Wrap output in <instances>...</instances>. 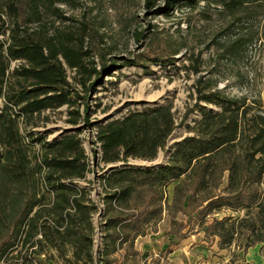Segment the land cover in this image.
Listing matches in <instances>:
<instances>
[{
	"label": "trees",
	"instance_id": "1",
	"mask_svg": "<svg viewBox=\"0 0 264 264\" xmlns=\"http://www.w3.org/2000/svg\"><path fill=\"white\" fill-rule=\"evenodd\" d=\"M201 1L204 2L203 8L214 6L215 12L223 15L232 27L252 17L247 12L248 7L261 0ZM165 2V7L156 13L166 15L178 3L193 8L199 1ZM55 3V0H14L7 5L13 23L3 31L0 24V36H7L6 41L0 38V83L8 69L4 57L23 61L20 71L14 70L21 78L22 86L11 96L14 104L22 107L23 114L38 115L44 110L74 105V99L66 89L65 64L85 77L80 80L82 87H93L100 82L102 74L110 71L104 65L96 69L90 67L93 62H84L87 51L82 48L83 35L75 37L72 34L74 27L66 22L74 21L63 17ZM58 3L69 5V0H58ZM145 3L146 6L150 4L149 0ZM48 9L54 17L51 23L58 22L62 26L53 28L50 35L46 22L42 20ZM25 22L36 24L35 30L32 34L25 32L26 35H20L19 28L26 25ZM246 42L243 36L236 37L228 50L244 46ZM179 50L169 53L168 49H161L155 43L149 44L133 61L124 60L122 66L146 69L152 62L165 67L173 64L171 55H177ZM198 71V68L193 70L194 73ZM92 77L95 80L89 83ZM24 82L30 83L28 87L23 85ZM194 84L197 85L196 102L186 110L178 124L171 106L166 104L130 112L122 119L109 121L97 128L100 161L104 165L125 163L127 158L153 160L157 151L166 146L167 138L176 127L184 126L190 133L169 148L166 164L154 169L125 167L111 171L106 177L105 184L110 191H106L102 198V264L114 263L112 256L122 249V245L132 243L141 234L143 226L161 212L160 200L164 189L172 182L170 202L164 203L169 214L194 212L201 215V225L205 224V218L210 217L205 232L212 230L211 236H215L225 248L242 235L247 248L264 243V102L257 112H251L252 107L245 105V99L241 97L236 99L221 94L213 84L201 88L200 85L205 84L202 78H197ZM201 103L215 105L219 111L207 110ZM194 111L200 119L192 127L183 124ZM75 116L80 117L77 111ZM81 119L84 125H89L87 105ZM68 122L75 125L77 119L72 118ZM11 134L8 128L7 140L0 137L2 145L10 146ZM43 146L50 154L47 153L42 160L46 171L43 175L45 190L38 198L33 195L30 205L24 206V213L20 212L14 220L11 232L10 226L0 222V264H10L12 255H9L17 251L18 244L23 249L30 240L38 245L44 244L40 250H33L36 255L48 253L43 247L68 249L70 258L66 262L91 264L92 216L97 214L98 208L91 201L88 190L64 183L69 178H84L83 148L74 134ZM8 155L5 160H8ZM21 177L14 167L7 169L0 162V199H4L9 184L20 182ZM46 195L50 199L48 203H42ZM221 210L236 214L243 210L244 215L217 218L215 215ZM135 215L138 217L136 220L133 219ZM24 222L27 228L20 234L21 223ZM37 234L40 239L35 238ZM32 246L29 245L28 249ZM17 255H21V250Z\"/></svg>",
	"mask_w": 264,
	"mask_h": 264
},
{
	"label": "rangeland",
	"instance_id": "2",
	"mask_svg": "<svg viewBox=\"0 0 264 264\" xmlns=\"http://www.w3.org/2000/svg\"><path fill=\"white\" fill-rule=\"evenodd\" d=\"M12 1L0 0L2 31L13 23L7 8ZM55 1L54 6L62 16L74 21L66 22L73 25L72 34L75 37L83 35L82 48L87 51L84 62H93L90 67L96 69L104 65L110 71L102 74L100 82L93 87H82L80 80L85 77L76 74L65 64L66 89L70 91L74 105L29 115L23 114L22 107L14 104L11 98L13 92L22 86V80L14 70L20 71L23 61L4 57L8 69L0 83V137L7 140L5 134L10 128L12 138L8 141L9 147L0 141V162L7 169L14 167L22 179L9 184L4 199H0V222L10 226L11 232V226L24 211V206L30 205L33 195L38 198L45 190L43 175L46 171L42 160L47 153L50 154L43 145L74 134L83 148L86 169L83 179L69 178L64 183L88 190L91 201L98 208L97 214L92 216L91 264H102V198L106 191H110L105 184L106 177L111 171L125 167L154 169L166 164L169 148L190 133L184 126L176 127L167 138L166 146L157 151L153 160L127 158L125 163L104 165L100 161V147L95 133L97 128L109 121L122 119L130 112L166 104L171 106L178 124L186 110L196 102L197 85L194 86V83L197 78L205 82L200 85L201 88L213 84L221 94L245 99V105L252 107L250 111L257 112L264 102V0L248 7L247 12L252 17L232 27L223 15L215 12L214 6L203 8L204 2L201 0L193 8L178 3L166 15L156 13V10L165 7V0H149L147 6L146 0H69V5ZM42 20L47 24L49 35L53 28L62 27L58 22L51 23L54 17L49 9ZM25 23L19 28L20 35L32 34L36 24ZM240 36L247 41L245 45L228 50L234 38ZM0 38L6 41L7 36ZM153 43L161 49H168L169 53L180 49L177 55H171L172 65L162 67L150 62L146 69L122 66L124 60L133 61L137 54ZM194 68H198L199 73H194ZM94 80L92 77L89 83ZM28 84L23 83L25 87ZM85 105L88 126L81 119ZM201 105L207 110L219 111L215 105ZM76 111L80 117L75 116ZM72 118L77 119V124L68 122ZM199 119L200 115L194 111L183 124L192 127ZM7 155L8 160H5ZM173 185V182L169 183L164 189L160 200L161 212L143 226L141 234L132 243L122 245V249L112 256V264H171L173 261L168 255L172 251H177L176 258L181 264H264V243L247 248L242 235L225 248L215 236H211L212 230L205 232L210 217L205 218V224L201 225V215L194 212L169 214L164 203L169 204ZM49 199L46 195L42 203H48ZM243 215V210L237 214L221 210L215 216L227 218ZM137 218L133 216V219ZM26 228V222L21 223L20 234ZM35 238L41 237L37 234ZM32 242L34 240H30L23 249L18 244L16 249L21 250V255L16 256L17 251L10 254V264H71L66 262L70 258L68 249L43 247L48 253L36 255L33 250H40L44 244ZM29 245L33 246L28 249Z\"/></svg>",
	"mask_w": 264,
	"mask_h": 264
},
{
	"label": "crops",
	"instance_id": "3",
	"mask_svg": "<svg viewBox=\"0 0 264 264\" xmlns=\"http://www.w3.org/2000/svg\"><path fill=\"white\" fill-rule=\"evenodd\" d=\"M176 252L177 251H172V253L170 254V255H168V257H171L172 259V263L171 264H181L180 262H179V260H178V258H176L177 257V254H176Z\"/></svg>",
	"mask_w": 264,
	"mask_h": 264
}]
</instances>
